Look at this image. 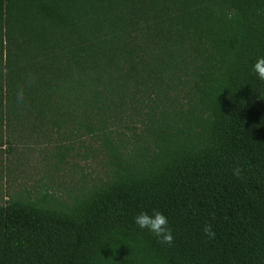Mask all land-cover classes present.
Returning a JSON list of instances; mask_svg holds the SVG:
<instances>
[{"label":"trees","instance_id":"obj_1","mask_svg":"<svg viewBox=\"0 0 264 264\" xmlns=\"http://www.w3.org/2000/svg\"><path fill=\"white\" fill-rule=\"evenodd\" d=\"M260 58L264 0H0V146L103 136L113 167L0 205V264H264ZM154 209L171 245L134 223Z\"/></svg>","mask_w":264,"mask_h":264},{"label":"rangeland","instance_id":"obj_2","mask_svg":"<svg viewBox=\"0 0 264 264\" xmlns=\"http://www.w3.org/2000/svg\"><path fill=\"white\" fill-rule=\"evenodd\" d=\"M144 127L124 120L113 136L117 146L131 149ZM124 142V145L121 144ZM0 146V205L22 196L37 198L47 191L72 202L95 185L109 181L113 167L103 136L85 135L63 141L56 135L39 142H18L14 150Z\"/></svg>","mask_w":264,"mask_h":264},{"label":"clouds","instance_id":"obj_3","mask_svg":"<svg viewBox=\"0 0 264 264\" xmlns=\"http://www.w3.org/2000/svg\"><path fill=\"white\" fill-rule=\"evenodd\" d=\"M257 14H261L260 11H258ZM253 71L258 75V78L261 81H264V58H260L257 60V62L253 66ZM28 79L32 80L33 78L29 76ZM23 100L24 89L22 86H18L17 101L18 103H22ZM243 172L244 170L239 164H237L232 169V174L237 179L243 178ZM133 219L134 223L140 229H147L158 238L160 243L167 245H171L173 243L174 237L171 228L169 227L168 219L158 210L154 209L151 214H149L147 211H142ZM203 231L205 235H207L210 239L214 238L215 233L211 225H206Z\"/></svg>","mask_w":264,"mask_h":264}]
</instances>
